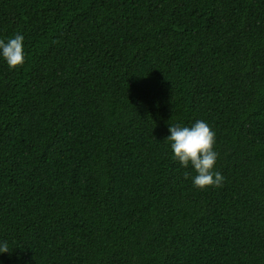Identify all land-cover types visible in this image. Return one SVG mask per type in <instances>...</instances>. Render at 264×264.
<instances>
[{
  "label": "trees",
  "instance_id": "obj_1",
  "mask_svg": "<svg viewBox=\"0 0 264 264\" xmlns=\"http://www.w3.org/2000/svg\"><path fill=\"white\" fill-rule=\"evenodd\" d=\"M16 34L0 264H264V0H0ZM197 120L222 187L165 141Z\"/></svg>",
  "mask_w": 264,
  "mask_h": 264
},
{
  "label": "clouds",
  "instance_id": "obj_2",
  "mask_svg": "<svg viewBox=\"0 0 264 264\" xmlns=\"http://www.w3.org/2000/svg\"><path fill=\"white\" fill-rule=\"evenodd\" d=\"M0 55L10 69H17L25 63L24 36L16 34L7 42L0 39ZM170 135L165 141L170 143L173 159L184 168L191 165L196 172L194 187L205 190L209 187H222L224 177L215 170L218 153L215 151L216 134L203 120L191 126L169 124ZM185 173V179L188 178ZM7 242L0 243V254L11 253Z\"/></svg>",
  "mask_w": 264,
  "mask_h": 264
}]
</instances>
